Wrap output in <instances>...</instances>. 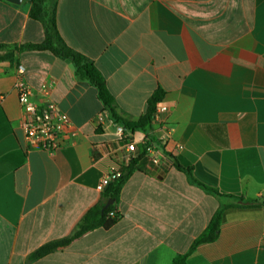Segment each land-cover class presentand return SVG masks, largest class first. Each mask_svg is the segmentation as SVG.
Listing matches in <instances>:
<instances>
[{"label":"crops","instance_id":"obj_1","mask_svg":"<svg viewBox=\"0 0 264 264\" xmlns=\"http://www.w3.org/2000/svg\"><path fill=\"white\" fill-rule=\"evenodd\" d=\"M59 35L103 76L117 114L135 121L155 90L168 106L145 135L159 161L138 162L119 192L118 218L39 257L69 237L103 192L96 185L119 146L117 126L97 90L73 64L49 51L23 50L0 61V264H169L188 252L219 199L175 168L222 195L264 198V0H52ZM30 3L0 0V45L39 44ZM17 66L78 131L54 152L31 148L19 124ZM102 114L101 123L96 121ZM170 137L161 143V125ZM234 198L220 202L235 203ZM185 264H264V205L229 210L218 238L200 244Z\"/></svg>","mask_w":264,"mask_h":264},{"label":"trees","instance_id":"obj_2","mask_svg":"<svg viewBox=\"0 0 264 264\" xmlns=\"http://www.w3.org/2000/svg\"><path fill=\"white\" fill-rule=\"evenodd\" d=\"M30 3L29 16L30 18L41 23L44 31V40L39 44H24V45H0V61H12L15 54L23 51H49L57 58L70 61L74 68L75 74L79 79L86 80L97 90L98 99L103 104L104 110L107 111L112 122L116 125H121L125 130L133 131H147L153 120L155 111V104L160 102L163 98V92L160 89L154 93L147 100V107L137 120L128 121L120 117L116 112V103L114 98L109 93L105 80L100 72L96 69L94 64L85 56L72 50L68 47L57 30L55 20V8L52 0H27ZM146 156L145 146L142 145L139 149L138 156L131 160L126 166L121 167V172L118 178L110 183L101 195V199L97 204L91 207L77 223L73 233L62 240L52 242L37 250L31 255V258L39 257L57 247L68 244L74 238L79 237L83 233L101 227L109 228L118 218L116 211V204L119 198L121 187L132 174L133 171L139 169L138 162L144 160ZM175 168L185 173L187 179L203 188L209 194L219 199V207L212 215L205 230L192 242L187 253L175 256L169 264H185L188 255L200 244L212 243L219 235V230L225 215L229 210L256 208L264 205V198L255 200L253 202H243L241 198H236L231 195H222L217 190L209 188L204 184L198 182L193 178L191 165L182 162L179 159L172 158ZM221 198H234L236 201L232 204L220 202ZM107 200H111V204L101 212Z\"/></svg>","mask_w":264,"mask_h":264},{"label":"built area","instance_id":"obj_3","mask_svg":"<svg viewBox=\"0 0 264 264\" xmlns=\"http://www.w3.org/2000/svg\"><path fill=\"white\" fill-rule=\"evenodd\" d=\"M16 78L14 89L22 111L19 127L30 147L54 152L63 146L72 145L78 136V131L72 126L67 115L51 100L52 83L46 80L37 90L33 89L24 78L22 66H17ZM167 110L168 106L163 102L156 103L153 119L157 120L159 114ZM102 120V114L97 115L96 121L101 123ZM160 129L159 140L161 143H165L170 137L169 125L164 122ZM116 133L120 144L109 153L113 162L108 172L95 187L99 192H103L113 180L118 178L121 167L126 166L139 153L137 142L131 131L118 125ZM140 143L145 146L146 155L151 163L157 164L159 152L155 144L149 141L147 135L142 137Z\"/></svg>","mask_w":264,"mask_h":264},{"label":"water","instance_id":"obj_4","mask_svg":"<svg viewBox=\"0 0 264 264\" xmlns=\"http://www.w3.org/2000/svg\"><path fill=\"white\" fill-rule=\"evenodd\" d=\"M3 1H5V2H7L9 4H12V5L18 6V5H20L22 3L23 0H3ZM111 202H112L111 200H107L105 202L104 206L102 207L101 212L104 209H106L111 204Z\"/></svg>","mask_w":264,"mask_h":264}]
</instances>
